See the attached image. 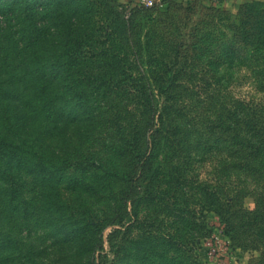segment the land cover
Returning a JSON list of instances; mask_svg holds the SVG:
<instances>
[{
    "label": "rangeland",
    "instance_id": "obj_1",
    "mask_svg": "<svg viewBox=\"0 0 264 264\" xmlns=\"http://www.w3.org/2000/svg\"><path fill=\"white\" fill-rule=\"evenodd\" d=\"M156 1L0 0V133L33 145L4 165L0 264H264L259 176L230 146L264 103L233 25L263 0Z\"/></svg>",
    "mask_w": 264,
    "mask_h": 264
},
{
    "label": "trees",
    "instance_id": "obj_2",
    "mask_svg": "<svg viewBox=\"0 0 264 264\" xmlns=\"http://www.w3.org/2000/svg\"><path fill=\"white\" fill-rule=\"evenodd\" d=\"M237 24H234L233 33L236 34L232 36L231 41L235 42V45L239 48L245 50L246 48L252 47V40L259 39V43L257 45L258 48H255L256 51L259 50V66L263 70L259 71V74H264V0L263 1H254L251 3H246L241 6L239 12L236 15ZM257 30L254 37L252 35V31ZM254 39V40H255ZM236 47V48H237ZM17 75V71L15 72ZM12 89H7L5 93H11ZM246 110L251 112H247L245 115L247 118L245 120L246 124H250L253 133L246 138H242L239 134H233L231 137L230 145L232 148L240 149L245 152V157H240L244 161L243 168L248 165L253 172H256L259 176V183L261 184V188L259 189V230L263 233L264 237V103L259 104V111L255 112L252 107H246ZM17 136L16 132L11 129H7V131L0 133V192L3 191L4 187L10 185L9 179L14 178V169L20 171L21 167L16 166L15 168L8 169V172L5 171V164L8 165L9 163L15 162L16 164L22 163L25 160V157L32 152L33 145H30V139H23L22 136ZM26 144V145H25ZM259 155V163L255 162L254 156ZM247 156V157H246ZM95 162V161H94ZM96 163L92 164L91 166H95ZM239 165H242L239 164ZM99 167V166H98ZM13 172V173H12ZM119 174V173H118ZM121 178L118 175V179ZM122 179V178H121ZM74 217L78 218V215H74ZM86 219H82L79 221L73 222V224H81L85 223ZM92 229L95 231L96 234L100 235L103 231L105 225H112L114 221L111 219L104 225H101L103 219H94ZM107 220V219H104ZM92 222V219H90ZM72 226V219L71 217L65 219L63 224H68ZM54 226V225H53ZM100 226V227H99ZM91 228V227H90ZM72 234V230H70L68 236ZM91 233H88L85 236V233L80 235H74L76 240L79 238H86L88 242V246L90 245L89 239L87 236ZM8 236L7 232L0 231V237ZM67 238V237H66ZM68 241H71L70 238H67ZM101 239H98V243H100ZM261 246L264 248V242L261 243ZM92 250L97 248L94 245L91 247ZM99 249V247L97 248ZM104 257L99 255L97 258L96 253L92 255L90 261L87 264H105ZM98 259V262L96 261Z\"/></svg>",
    "mask_w": 264,
    "mask_h": 264
},
{
    "label": "built area",
    "instance_id": "obj_3",
    "mask_svg": "<svg viewBox=\"0 0 264 264\" xmlns=\"http://www.w3.org/2000/svg\"><path fill=\"white\" fill-rule=\"evenodd\" d=\"M157 2L156 0H142V4L148 7L154 6Z\"/></svg>",
    "mask_w": 264,
    "mask_h": 264
}]
</instances>
